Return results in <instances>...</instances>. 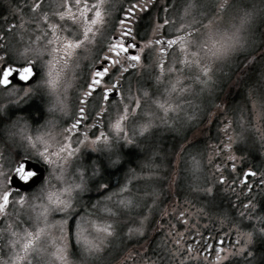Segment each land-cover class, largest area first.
<instances>
[{"label": "snow or ice", "instance_id": "snow-or-ice-1", "mask_svg": "<svg viewBox=\"0 0 264 264\" xmlns=\"http://www.w3.org/2000/svg\"><path fill=\"white\" fill-rule=\"evenodd\" d=\"M77 3L89 9L85 20L90 21L98 7L96 0H77ZM195 3L197 8L209 14L222 11L226 15L233 7L231 0L223 5L217 0H208L207 3L195 0ZM66 4L72 7L71 0H66ZM5 7L10 11L0 23V225H3L0 233H4L0 236V244L10 250L4 237L13 228L11 222L6 223L11 209L17 218L16 227L19 228L23 222L27 236L36 243L41 242L42 233L49 228L54 229L49 250L55 248L53 259L56 264H97L100 256L96 253L102 245L108 246L104 248L105 252L112 247L118 249L112 256H118L119 250L130 249L124 264H176L177 259L180 264H193V252L197 257L213 261V264H232L233 258L245 252L252 257L253 253L248 249L257 235L264 237V206L261 203L264 199V163L255 167H238L237 161L243 163V158L234 150L236 144L231 143L230 137L228 142H224L228 130L235 127V120L226 113L218 129L219 138L206 146L211 152L207 163L204 150L185 151V145L181 144L175 160L168 164L165 154L158 147H151L138 168L129 169L118 187L108 190L101 183L97 190L104 191L97 199L89 203L82 199V195L89 191L88 180L96 177L100 169L95 161L90 167L84 166L80 160L75 163L81 152L79 144H90L92 152L109 153V164L116 165L121 159L116 151L117 142L132 145L154 128L176 130L185 121L194 123L199 118L197 114L202 111L203 94L197 101L181 88L178 91L185 94L179 95L174 104L159 103L155 99L159 86L153 90L151 79L152 86L147 87L137 77V95L135 99L131 96L135 68L141 62L147 63L148 49L142 48V43L148 39V29L153 26V20L161 30L162 39L156 38L161 56L167 57L175 49V40L167 30L170 27L169 17L180 12L181 0H121L111 19L104 15L111 6L104 5L101 24L106 27L102 28V34L97 35L96 25L93 24L92 31L87 33L99 47L93 56V63L88 65L84 82L78 85L80 91L74 98L72 113L63 121L59 153L34 144L33 138L26 132V125L21 123L24 120L21 113L38 110L34 92L39 84L55 86L57 73L53 62H48V78L42 81L39 79L40 68L37 67L39 61L35 57L20 59L12 54L11 49L14 45H22L24 36H28L29 43L34 37L38 44L47 41L48 45H52L56 42L53 34L60 29L63 42L69 47L74 45L76 51L86 44L85 32L77 31L76 25L65 17L50 18L45 0H2L0 9ZM9 17L14 22H9ZM61 20L63 24H60ZM165 66L167 59L163 60L161 68ZM155 71L153 68L152 72ZM210 72L211 69H204L205 75ZM126 80L128 101L124 98ZM176 95L177 92L173 91L172 96ZM113 107L115 116L112 115ZM213 114L209 113L210 116ZM106 119L111 129L119 131L115 145L111 132L105 131ZM154 122L158 123L154 126ZM17 125L24 132L21 137L23 144L40 149L36 153L38 162L51 168V175L57 181L49 185L48 178L43 177L45 185H48L43 202L30 206L43 222V228H30V221L24 218L29 199L24 194L40 184L41 178L38 175L40 169L29 163L30 159H37L36 156L30 155L27 150L21 151L19 147L14 152L10 151L11 144L15 143L11 129ZM74 136L82 139L73 144ZM251 139L252 149L260 157L264 155V131H260L258 143L256 139ZM244 142L247 143L248 138ZM69 158L74 161L70 182L65 175V164ZM181 171L193 193L211 196L215 186L220 185L232 194L234 214L230 212L232 222L229 226H224V220L217 226L215 219L209 215L212 211L202 203L197 202L200 206L193 213V199L186 198L189 207L174 208L170 212L166 206L161 210V205L165 203V190L160 181L171 173L169 178L175 183ZM205 173L208 175L205 176ZM193 215L197 217L195 221L191 219ZM253 216L261 222L259 232L241 231L247 229L246 222L252 225ZM200 218L207 223L201 225ZM237 219L242 223L237 225ZM205 231L208 235L203 234ZM233 234L236 241L232 239ZM241 235L249 237L247 246L227 255L226 238L227 245L233 246L239 242ZM25 247L27 250L31 245ZM4 256L5 252L0 249V264H4ZM45 259V256L28 252L27 259H22L21 264H44ZM196 264L200 261L197 260Z\"/></svg>", "mask_w": 264, "mask_h": 264}, {"label": "rangeland", "instance_id": "rangeland-1", "mask_svg": "<svg viewBox=\"0 0 264 264\" xmlns=\"http://www.w3.org/2000/svg\"><path fill=\"white\" fill-rule=\"evenodd\" d=\"M202 2L207 3L208 0H202ZM229 2L230 0H217V3L221 5ZM231 3L233 7L228 10L226 15L222 11L212 14L202 11L197 8L195 0L183 4L181 7L182 10L184 9L183 16L188 21L189 27L187 29L194 30L192 35L188 40L181 43L178 51L167 61V66L157 68L155 73L150 72L145 78L144 76L133 77L131 83V96L133 99L136 98L138 91L137 77H140L141 82L147 87H151L153 82V90L159 86V93L155 98L159 103L174 104L179 95L185 94L178 91L181 88L187 90V93L194 96L197 101L203 94L202 111L197 114L199 118L196 122L187 123L185 121L176 130L154 128L146 137H142L137 143L129 145L133 149H143L144 142L156 140L157 135L165 136L163 140H169L168 136H171L173 132L179 133L180 140H186L184 145L189 147L190 143L204 138L205 119L208 120L207 123L211 121L212 135L216 138V136H219L218 129L225 113L235 120V127L228 130L224 140H228L230 137L231 143L236 144L237 147L242 144L250 149L251 138L256 139L257 143L259 142L260 131H264V0H231ZM245 5L250 7L246 8ZM9 11L5 7L2 12L8 13ZM185 20L183 24H186ZM33 41H36L35 38H33ZM36 44V42L29 43V41L23 43L21 54L30 57L36 50ZM16 50L17 48L14 45L11 49L14 56H17ZM255 52H258L257 56L260 54L263 56L258 61L253 55ZM205 68L211 69L208 75L204 73ZM252 70H255L256 78L248 81ZM68 71L66 69L67 73ZM56 73V83H58L59 73L57 70ZM47 78L46 75V80ZM67 82H69V79ZM72 83L73 79L69 85ZM62 84H66L65 80L62 81ZM173 85H175V88H173ZM223 85L225 86L222 90ZM127 89L128 82L125 86V101H128L129 93ZM173 91L177 92L176 97L172 96ZM161 96L163 99H161ZM54 107L58 109L57 105H54ZM217 109L221 110L218 111ZM114 112L116 114L115 107ZM209 113L214 114L210 116ZM155 123L158 122H154V126ZM113 131L115 133L113 138L119 136V131ZM37 132H34L35 136H32L34 144L50 148L54 153H59L60 143L56 144L55 140H52V136L42 128L38 129ZM192 137H195V139L191 140ZM246 138H248L247 143L244 142ZM115 144L116 140L113 145ZM123 145L125 144L122 141L117 142L116 151H120ZM197 147L198 145H196ZM86 148L87 154L85 156L92 158L91 147ZM185 151H194V148L190 147ZM95 154H98L103 160L110 157L109 153L103 151L95 152ZM143 159L144 155L141 157V161ZM91 165H86V167ZM72 171H74V161L69 158L65 164V175L69 182L72 179ZM51 172L52 169L50 168L49 185L57 183ZM97 178L98 175L90 178L88 187L91 191L94 190L92 192H103V189L97 190L98 185L101 184ZM170 182H172V179ZM47 190L48 185L43 183L38 187L36 191L38 193L30 197L27 196L29 199L25 205L24 218L30 221L29 227L32 229L44 227L43 222L40 221V218L35 211H32L30 206L42 203L44 192ZM7 222H11L13 228L4 237L10 245L9 250L3 244L4 264H21L22 259H27L28 252L45 256L44 264H56L53 259L55 248L49 250L54 229L49 228L47 232L42 233L41 242L36 243L31 237L27 236L23 222L20 223L19 228L16 227L17 218L11 209H9V215L6 217ZM26 245H31V247L26 250ZM103 246H100V250Z\"/></svg>", "mask_w": 264, "mask_h": 264}, {"label": "flooded vegetation", "instance_id": "flooded-vegetation-1", "mask_svg": "<svg viewBox=\"0 0 264 264\" xmlns=\"http://www.w3.org/2000/svg\"><path fill=\"white\" fill-rule=\"evenodd\" d=\"M190 1L191 0H181V3L183 5L187 2L189 3ZM92 2H95V0H92ZM120 2L121 0H96V3L98 5L97 10L92 19L90 21H87L85 20V17H87L89 9H86L85 7L78 4L77 0H71V8L67 7L66 0H45L46 7L48 8L49 17L51 18L54 16H62L65 17L69 22L74 23L76 25L77 31L83 30L85 32L86 44L83 45L81 49L74 51V45L69 47L66 43L63 42V32L60 29H57V32L53 34V36L56 38V42H54L52 45H48L47 41H41L38 44L36 41L32 40V42H36L37 44L35 45L36 50L34 54H32L30 57H35L39 61V63L37 64V67L40 68L41 72V76L39 79L42 81H46V75L48 72L47 65L49 61L53 62V67L55 70H57L59 75L57 78L58 83H56L54 87H50L47 83H40L39 86L35 89L34 95L37 97L38 105L37 113L33 114L29 111L21 113L24 116V120L21 123L26 125V132L30 134L31 137L35 136L34 132L38 133L37 130L42 128L46 131V133L52 136V140H55L56 144L60 143L61 145L64 128L63 121L68 119L72 113L74 98L80 91L78 85L84 82L83 77L88 74L89 71L88 65L93 63V56L96 54V50L99 47L98 44H95L93 42V37L88 36L87 33L92 31V25L95 24L96 34H102V28L106 27V25L101 24V11L103 10L104 5L111 6L109 10L104 13V15L108 17V19H111L115 16L116 6ZM61 7H63V11H60ZM2 11L3 10H0V23L3 22L2 18L8 14L7 12ZM183 11L184 9H180L179 14H174L169 17L170 27L167 31L174 38L176 47L169 53L167 57L161 56L160 46L156 44V38L162 39V37L160 36V26L155 23V20H153V26L148 29V39L142 43V48L148 49L147 63H139L138 66L135 68L133 77L144 76L145 78L150 72H152L153 68L160 69L163 60L167 59L168 61L169 58L172 57L178 51V48L180 47L181 43L183 41L188 40V38L192 35V32L194 30L187 29L189 27L188 21L187 19L185 20V17L183 16ZM27 19L28 18L25 17L26 21ZM184 20L186 24H183ZM9 22H14L12 21L11 17H9ZM143 22L144 21H140V23ZM37 23H39V21H37ZM60 24H63V20L60 21ZM23 39L24 43H27L29 41L28 36H24ZM49 39H53V37H49ZM57 43L59 44V46H57ZM22 45H20L19 47L15 46V48H17V57L20 59H24L25 57L21 54ZM66 69L69 70L68 73L66 72ZM68 79L69 82H67ZM72 79L73 83L69 85ZM63 80H65V85L62 84ZM126 83L127 80L125 81L124 89ZM54 105H57L58 109H56ZM112 115H115L114 107L112 109ZM207 122L208 120L205 119L204 138L201 140H195L193 143H190L189 147H185V149L190 147L194 148V151L204 150L205 163H207L209 156H211V152L206 149V146L212 145L219 138V136H216V138L213 137L211 131V121L209 123ZM105 123V131L111 132L112 137H114L115 133L113 129H111V126L107 119ZM11 131L13 134L12 140H14L15 143L11 144L10 151L14 152L16 148L19 147L21 151L27 150L30 155L36 156V153L40 149H33L32 147L23 144L21 137L24 135V132L20 131V125H17L16 127L12 128ZM171 136H168V138H170L169 140H163L165 136L157 135L156 140L145 141L143 149H133L129 145H123V147L120 148L121 150L117 151L121 159L120 162L116 165L109 164L108 161L110 157H107L106 160H103L98 154H95V152H93L92 158H87V156H85L87 154L86 147H91V145L79 144L78 147L81 149V152L79 153V158H77L75 162L78 163L80 160V163H82L84 166H88L89 164H92L95 161L96 165L100 169L97 178L98 181L102 184H105L108 190H111L112 188L119 186L129 169L138 168L139 163H142L141 157L144 155L145 158L148 153V149H150L151 147H158L159 150L165 154L166 163L171 164L170 162L171 160L175 159V154L180 149V145H184L186 141L180 140L179 133L173 132ZM80 139H82V137L74 136L73 144H76V141ZM193 139H195V137L191 138V140ZM114 141L115 138H113V143ZM224 142H228V140H224ZM196 145H198L197 148ZM40 147L43 148L42 146ZM234 150L237 152L238 155H241L243 158V163L237 161L238 167L240 168H244L249 165L255 167L264 163V156L260 157L259 154L252 149V147L250 149L248 146H244L242 144L238 147L234 145ZM130 152L135 153V158L133 159V161H128L127 159V155ZM243 154L247 157L243 156ZM36 158L37 159H30L29 163L36 164L38 166H36V168L41 170V182L40 184L34 186L33 189H30L29 193L24 194L28 197L35 193H38L36 192L38 187L44 183L43 177L48 178L50 172V168L47 165L39 163L38 156H36ZM38 175L40 174L38 173ZM207 175L208 173L205 174V176ZM170 176L171 173L169 174V177ZM169 177H166L164 180L160 181L161 186L165 190V203L161 205V210H163L166 206L168 207L170 212L174 208L183 209L185 207H189V205L185 202L186 198L193 199V213H195L196 208L200 206L197 203L199 202L204 204L210 211H212L209 213V215L213 219H215L217 226L221 225V220H224L225 227L231 224L232 215H230V212L232 211L234 214V210L232 209V201H234V197H232V194L226 189H223V186L216 185L212 195L206 196L204 194L193 193L190 191L188 179L185 177L183 172H180L179 178L175 183H173V181L170 182L171 179ZM229 183H231V181H229ZM89 191L90 192H86L82 195V199L85 203H89L97 199L103 193L92 192L94 190L91 191V189H89ZM261 203L262 206H264V199H262ZM255 215L258 216L260 215V213H256ZM159 218L160 217L158 215V219ZM191 219L195 221L197 217L193 215ZM200 223L201 225H203L204 223H207V221L204 218H200ZM236 223L237 225H239L240 223H242V221L237 219ZM245 226L247 227V229H242L241 231L245 233H252L255 231L258 233L261 226V222L257 221L253 216L252 225H249L246 222ZM0 227H3V225H0ZM203 234L208 235L206 231ZM213 235H215V233H213ZM0 236H4V233H0ZM227 239L228 238H226L225 245L226 249H228V252L226 253L227 255L233 254L235 250H238L241 247H246L249 243V237L247 235H241L239 237V242H237L233 246L227 245ZM232 239L234 241L237 240L234 234L232 236ZM106 247L108 246L104 245L102 250H100V252L98 253L100 259L97 264H124L125 260H127L130 255V249H122L119 250L120 254L118 256H112V253L114 251H117L118 249L112 247L108 248V251L105 252L104 248ZM0 249L4 251L3 244H0ZM248 250L252 251V257H248L246 255V252L242 253L240 257L233 258L232 264H264V237L257 235L254 240V243ZM192 257L193 264H196L197 260L200 261V264H205V261L207 260V258L203 256L197 257L195 252L192 253ZM176 264H180L179 259L176 260ZM207 264H213V261L207 260Z\"/></svg>", "mask_w": 264, "mask_h": 264}, {"label": "trees", "instance_id": "trees-1", "mask_svg": "<svg viewBox=\"0 0 264 264\" xmlns=\"http://www.w3.org/2000/svg\"><path fill=\"white\" fill-rule=\"evenodd\" d=\"M0 3H2V0H0ZM0 10H2V9H0ZM0 20H1V15H0ZM1 22V21H0ZM257 53L258 52H255L253 55H254V57L256 58V61H258L260 58H262L263 56H262V54H260L259 56H257ZM262 56V57H261ZM240 69H242V68H240ZM234 71V70H233ZM255 70H252V73L250 74V76L248 77V81L249 80H253V79H255L256 78V76H255ZM225 85H223L222 86V90H223V87H224ZM221 90V91H222ZM29 112H32L33 114H36L37 113V110H35V109H33V110H31V111H29ZM135 158V153L134 152H130V153H128V155H127V159H128V161H133V159Z\"/></svg>", "mask_w": 264, "mask_h": 264}, {"label": "water", "instance_id": "water-1", "mask_svg": "<svg viewBox=\"0 0 264 264\" xmlns=\"http://www.w3.org/2000/svg\"><path fill=\"white\" fill-rule=\"evenodd\" d=\"M30 164H33V163H30ZM35 166H37L36 164H35ZM38 167V166H37ZM39 176H40V178H41V170L39 171ZM36 186V185H35Z\"/></svg>", "mask_w": 264, "mask_h": 264}, {"label": "bare ground", "instance_id": "bare-ground-1", "mask_svg": "<svg viewBox=\"0 0 264 264\" xmlns=\"http://www.w3.org/2000/svg\"><path fill=\"white\" fill-rule=\"evenodd\" d=\"M249 81H251V80H249Z\"/></svg>", "mask_w": 264, "mask_h": 264}]
</instances>
